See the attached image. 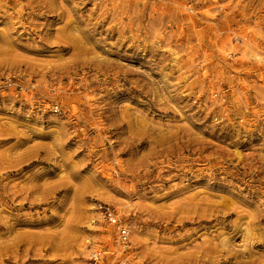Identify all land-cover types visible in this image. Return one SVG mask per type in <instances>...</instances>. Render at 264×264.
<instances>
[{"label": "rangeland", "instance_id": "374dc122", "mask_svg": "<svg viewBox=\"0 0 264 264\" xmlns=\"http://www.w3.org/2000/svg\"><path fill=\"white\" fill-rule=\"evenodd\" d=\"M248 41L264 0H0V264H264Z\"/></svg>", "mask_w": 264, "mask_h": 264}, {"label": "built area", "instance_id": "2783aa9c", "mask_svg": "<svg viewBox=\"0 0 264 264\" xmlns=\"http://www.w3.org/2000/svg\"><path fill=\"white\" fill-rule=\"evenodd\" d=\"M93 209L100 223L114 230L115 239L119 246L124 248V253L129 246V228L125 226V220L118 215L113 207L107 204L95 203ZM90 258L94 263H98L102 256L92 252Z\"/></svg>", "mask_w": 264, "mask_h": 264}, {"label": "bare ground", "instance_id": "6f19581e", "mask_svg": "<svg viewBox=\"0 0 264 264\" xmlns=\"http://www.w3.org/2000/svg\"><path fill=\"white\" fill-rule=\"evenodd\" d=\"M205 13L207 16L210 15L209 11H205ZM217 48H218V51L221 53V55H224L225 57H228L231 59L234 58L235 54H234L233 45L227 46L226 44H223V45L221 44L220 46H217ZM242 50H243L242 54H241V56L243 57L242 59H244V58H254V59L264 58V52H262V50H260L258 47L253 46L249 41L243 43V49ZM90 210H92V212H89V217L91 216V214L95 216L96 213H95L93 207ZM96 217H97V214H96ZM94 222H95L94 217L91 216L90 217V226H92V223H94ZM90 240L91 239L89 237H87V239L85 240L86 245L80 243V245L78 246V247H80V251H81V253H83L84 256H86L88 253V246L87 245L90 243ZM95 254L101 255V253L97 252V251L95 252Z\"/></svg>", "mask_w": 264, "mask_h": 264}]
</instances>
